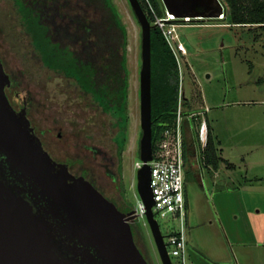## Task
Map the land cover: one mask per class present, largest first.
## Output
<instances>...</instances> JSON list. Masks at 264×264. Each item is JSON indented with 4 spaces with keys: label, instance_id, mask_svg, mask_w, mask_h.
Wrapping results in <instances>:
<instances>
[{
    "label": "rangeland",
    "instance_id": "1",
    "mask_svg": "<svg viewBox=\"0 0 264 264\" xmlns=\"http://www.w3.org/2000/svg\"><path fill=\"white\" fill-rule=\"evenodd\" d=\"M113 1L128 29L130 72L127 137L120 173L118 165L114 168L116 181L106 172V156H117L112 142L119 131L116 118L103 112L72 79L41 63L14 17L12 0H0V60L17 82L8 89L10 96L14 98L15 91L31 95L29 117L54 160L68 161L74 175L90 180L109 199H116L118 207L132 202L135 208L142 136V27L129 0ZM178 30L188 49L182 66L188 97L185 111L201 113L198 127L210 126L221 158L215 176L204 170V187L198 178L202 170L191 160L186 164L187 264H264V30L217 18L195 20ZM199 142L203 145V134ZM91 146L100 150L94 152ZM202 157L204 163V153ZM158 219L168 239L177 222L160 215ZM134 227L149 263L162 264L147 219L137 217ZM173 263L182 264L177 257Z\"/></svg>",
    "mask_w": 264,
    "mask_h": 264
},
{
    "label": "water",
    "instance_id": "2",
    "mask_svg": "<svg viewBox=\"0 0 264 264\" xmlns=\"http://www.w3.org/2000/svg\"><path fill=\"white\" fill-rule=\"evenodd\" d=\"M177 16L218 18L222 0H162ZM142 27L141 126L137 191L146 208L162 264H174L155 216L153 159L152 28L140 0H129ZM13 79L0 60V264H150L135 242L125 213L88 179L76 176L44 148L27 116L6 93Z\"/></svg>",
    "mask_w": 264,
    "mask_h": 264
},
{
    "label": "trees",
    "instance_id": "3",
    "mask_svg": "<svg viewBox=\"0 0 264 264\" xmlns=\"http://www.w3.org/2000/svg\"><path fill=\"white\" fill-rule=\"evenodd\" d=\"M14 16L30 37L34 55L41 63L72 79L90 94L103 112L116 118L119 131L116 142L117 165L120 173L128 124L129 67L128 29L113 0H12ZM159 14L163 8L151 0ZM227 5L226 19L233 25H257L264 30V0H222ZM150 21L153 16L145 0H140ZM15 27L16 24L12 23ZM13 27V28H14ZM152 120L153 149L158 140L176 121L181 83L177 58L158 26L152 28ZM13 79V78H12ZM15 84V80H13ZM185 93L183 111L188 102ZM196 146L185 132L186 164ZM208 164L218 168L211 130L203 150ZM123 196L125 194L123 193ZM119 205V204H118ZM122 211L134 209L128 202ZM124 208V209H123ZM132 225V224H131ZM135 228L132 225V229Z\"/></svg>",
    "mask_w": 264,
    "mask_h": 264
},
{
    "label": "built area",
    "instance_id": "4",
    "mask_svg": "<svg viewBox=\"0 0 264 264\" xmlns=\"http://www.w3.org/2000/svg\"><path fill=\"white\" fill-rule=\"evenodd\" d=\"M145 1L148 10L153 16L151 23L162 30L177 58L181 74L176 121L172 127L165 130L161 139L158 140L155 149H153V159L149 161L152 167L151 187L155 200L153 210L157 219L160 215L163 217H171L177 222L175 228L168 235V239L165 236V241L172 259L173 257H177L182 264H187L188 208L186 200L185 121L189 120L191 124H194L195 132L198 136L203 134L204 141L208 137V129L206 123L200 129L198 127L197 119L201 114L200 112L193 111L185 114L183 111L186 90L183 83L182 66L183 59L188 54V49L178 28L180 25L188 24L199 19L192 16H177L165 7L162 0L164 11L162 14H159L151 0ZM226 17L227 15L224 12L217 19H226ZM201 150L202 148L199 146L198 137L196 136V154L199 155ZM142 165L143 161L140 160L137 162L136 168L138 169ZM137 200L138 205L135 208L138 217L146 219V208L139 194L137 195Z\"/></svg>",
    "mask_w": 264,
    "mask_h": 264
},
{
    "label": "flooded vegetation",
    "instance_id": "5",
    "mask_svg": "<svg viewBox=\"0 0 264 264\" xmlns=\"http://www.w3.org/2000/svg\"><path fill=\"white\" fill-rule=\"evenodd\" d=\"M16 84H17V82H16V80H15V84H14V82H13V84L12 85H9V86H6V93H7V95H8V97H9V100H10V102H11V104H12V106L15 108V109H17V110H21L22 108H24V107H26V111H27V116H28V118L30 119V117H29V110H30V106H31V100H32V98H31V95L29 94V92H27V91H23V92H21V91H15V93H14V98H12L11 96H10V94L8 93V89H10V90H12L15 86H16ZM13 99H15L18 103H19V105H18V107L15 105V103H14V101H13ZM30 121H31V124H32V126L34 127V129H35V132L37 133V131H36V127L33 125V123H32V120L30 119ZM38 135V134H37ZM114 144H115V146H116V142L115 141H112ZM45 148V147H44ZM90 149L91 150H93L94 152H97V150L99 151L100 149H97L95 146H91L90 147ZM116 152V151H115ZM100 153H104V150H103V152H100ZM105 155H107V153H105ZM104 155V156H105ZM106 159H107V164H106V166H108V168L106 169V172H107V174H109V175H112V177H113V179H114V181H116V179H117V171L116 170H114V168H115V166H117V156L116 155H111L110 157L109 156H106ZM57 162H59V163H66L68 166H70L71 164L67 161V162H61V161H57ZM112 165V166H111ZM110 166V167H109ZM89 169V168H88ZM69 170H70V167H69ZM71 171V170H70ZM91 171V170H90ZM72 172V171H71ZM77 176V175H76ZM92 179L93 180H95L93 177H92ZM90 181V180H89ZM91 182V181H90ZM95 182H96V180H95ZM92 183V182H91ZM97 183V182H96ZM94 185V184H93ZM97 188V187H96ZM98 189V188H97ZM103 189V188H102ZM99 190V189H98ZM100 191V190H99ZM101 192V191H100ZM105 192V191H104ZM102 193V192H101ZM103 194V193H102ZM104 195V194H103ZM105 196V195H104ZM107 196H109V195H107ZM107 196H105V197H107ZM109 197H111V196H109ZM108 198V197H107ZM109 199V198H108ZM111 199H112V197H111ZM111 199H109V200H111ZM113 199H115V198H113ZM112 202H114L115 204H116V206H117V200L115 199V201H113V200H111ZM120 209V208H119ZM122 211V210H121ZM124 212V211H123ZM127 212H129V211H125V213H127ZM188 213H189V211H188ZM187 217H189V214H188V216ZM188 220V219H187ZM134 222H135V220H133L132 222H131V224L132 225H134ZM188 223H187V227H188ZM133 235H134V239H135V242H136V244L138 245V247L140 248V250L142 251V253L144 254V250H143V240H142V238H141V236L139 235V233L137 232V229L136 228H133ZM144 256H145V254H144ZM146 257V256H145Z\"/></svg>",
    "mask_w": 264,
    "mask_h": 264
},
{
    "label": "crops",
    "instance_id": "6",
    "mask_svg": "<svg viewBox=\"0 0 264 264\" xmlns=\"http://www.w3.org/2000/svg\"><path fill=\"white\" fill-rule=\"evenodd\" d=\"M193 125L194 124H191V122L189 120L185 121V132L188 134L190 141H193L195 143V146H196V136L198 137V141H199V136L195 132V127H193ZM207 129H208V134H209V131H210V126L209 125H207ZM206 144H207V139H206V141H204L203 145H201L200 142H199V146L202 148V150L200 151L201 155L200 154L198 155V154H196L197 152H195V154L190 157L194 167L196 169L200 168L202 170L201 172L198 170V172H199L198 178H199L201 187L205 186V184L203 182V180L206 179L205 171H204L205 169H208L207 172L208 173H212V175H214V176L218 173V170H219V167L216 168L212 164H208L206 161H204V163L206 162V164L203 163V157L204 156L202 157V153H204L203 150H204V148H205L204 146ZM186 177H187V182H188L187 173H186ZM187 182H186V200H187V208H188V211H189V213H188L189 217H187V219H188L187 223L189 224V219H190V199H189V195H188L189 191H188V187H187Z\"/></svg>",
    "mask_w": 264,
    "mask_h": 264
}]
</instances>
